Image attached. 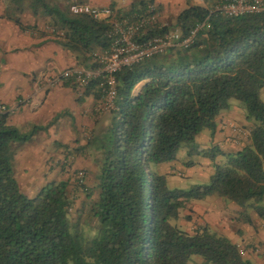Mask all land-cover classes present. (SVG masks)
I'll list each match as a JSON object with an SVG mask.
<instances>
[{
    "label": "trees",
    "instance_id": "obj_1",
    "mask_svg": "<svg viewBox=\"0 0 264 264\" xmlns=\"http://www.w3.org/2000/svg\"><path fill=\"white\" fill-rule=\"evenodd\" d=\"M148 4L131 5L128 14ZM214 4L188 2L173 26L157 23L138 35L142 41L176 30L184 38L198 28L188 48L170 49L115 74L116 110L109 112L113 121L101 142L94 190L79 183L77 171L76 184L59 179L33 197L24 195L15 156L39 128L20 133L9 123L10 112L0 110V264H190L193 256L202 264H250L225 236L204 226L191 233L170 222L192 201L213 195L264 219V12L226 17L213 11ZM27 12L63 33L61 44L81 67L95 68L94 55L110 46L106 20L72 15L58 0H9L5 17L27 30L21 21ZM99 85L93 80L85 93L94 91L100 99ZM231 101L242 105L252 125L250 144L229 154L200 148L196 138L215 133ZM183 147L189 159L211 160L207 184L170 189L167 175L153 169L177 160ZM218 156L223 160L215 162ZM76 193L90 201V240L72 223Z\"/></svg>",
    "mask_w": 264,
    "mask_h": 264
},
{
    "label": "crops",
    "instance_id": "obj_2",
    "mask_svg": "<svg viewBox=\"0 0 264 264\" xmlns=\"http://www.w3.org/2000/svg\"><path fill=\"white\" fill-rule=\"evenodd\" d=\"M59 1L62 6L65 5L63 0ZM80 1L97 7L116 8L127 14L134 3L152 1L157 9V21L161 25L173 24L183 8L181 6L192 3V0ZM6 2L0 0V105L8 109L9 123L20 133L27 134L39 128L30 141L17 149L21 154L26 153L23 167L32 165L29 162L35 153L41 158L37 166L41 168L43 164L46 165L45 170L36 177H26V173L22 175L26 181L25 191L34 192L58 177L61 168L56 163L62 158H68L63 175L75 169L92 170L94 156H100L101 142L110 130L113 116L102 110L101 99L95 97L94 91L86 94L85 89L71 80H63L53 87L42 86L44 79L79 65L77 57L59 40L45 32V19L29 12L23 14L22 24L31 27L27 30H21L7 20L4 16ZM143 85H138L134 94L140 93ZM261 93L264 95V88ZM230 124L241 126L244 134L236 137L230 130ZM251 127L243 107L231 101L229 109L219 115L215 133H202L195 142L202 149L216 147L223 153H235L250 144ZM232 138L237 139L236 142ZM53 157L56 162L46 163L47 158ZM178 159L156 166L158 173L167 175V184L169 179L178 177H196L209 181L213 174L212 162L208 158L192 157L189 160L190 166ZM222 160L218 156L215 162ZM49 168L54 172H49ZM17 174L20 177L15 171L16 180L22 181V177L19 178ZM187 215L190 216L189 220L185 217ZM177 221L179 227L191 233L204 226L209 232L223 235L239 248L243 258L250 264H264V219L252 208H242L232 201L213 195L201 201H192L180 212ZM202 263L203 260L198 257L192 264Z\"/></svg>",
    "mask_w": 264,
    "mask_h": 264
},
{
    "label": "built area",
    "instance_id": "obj_3",
    "mask_svg": "<svg viewBox=\"0 0 264 264\" xmlns=\"http://www.w3.org/2000/svg\"><path fill=\"white\" fill-rule=\"evenodd\" d=\"M202 1V0H199ZM67 10L72 15H87L94 20H106L110 25L107 36L110 40L108 49L94 55L96 66L87 69L79 65L71 66L60 74L46 78L43 87H53L63 80H71L81 89H85L93 80H100L102 110H116V80L115 74L121 69L130 67L144 59L165 54L170 49L188 48L194 42L197 29L188 36L181 38L176 30H171L161 36H153L140 41L138 35L142 31L156 28L157 14L153 4H148L140 13L127 14L111 7H97L80 0H66ZM214 12L226 17H238L264 12V0H215ZM45 32L61 41L62 32L47 26ZM0 110L8 109L0 105ZM230 130L236 137L244 134L241 126L230 124ZM237 139H233L236 142ZM79 183L84 181V173L77 172Z\"/></svg>",
    "mask_w": 264,
    "mask_h": 264
},
{
    "label": "rangeland",
    "instance_id": "obj_4",
    "mask_svg": "<svg viewBox=\"0 0 264 264\" xmlns=\"http://www.w3.org/2000/svg\"><path fill=\"white\" fill-rule=\"evenodd\" d=\"M8 2H9V0H7V2L5 3V11H6ZM58 2H61V1L58 0ZM137 3L138 2H136L134 4H137ZM192 3L193 4H203V0L202 1L192 0ZM63 4H65L63 7H66L67 8V2H66V0H63ZM181 7H184V6H181ZM5 15L6 14L4 12V16ZM173 24H170V26H173ZM44 26H45L44 27V30H45V28L48 26L47 23H45ZM260 98L264 102V95L262 93L260 95ZM236 103H238V102H236ZM238 104H240V103H238ZM18 153H19V155H18ZM24 155L26 156V153L21 154L20 152L17 151L16 152V156H15L16 165L14 163V172L15 171L18 172L20 174V177H22L21 179H23V176H22L23 173H26L25 174V176L27 175L26 177H32L33 178V177H36L42 170L43 171L45 170L46 165L43 164V167H41V168H39V166H37V163L41 160V158H39L38 156H36V153L32 157L31 162H29L32 165L29 166V167H27V166L26 167H23L24 164H25V162H26ZM177 157L179 158L178 159L179 161L187 162V161L190 160L186 156V149H185V147L181 148L178 151ZM98 161H99V156L98 157L94 156V162H93V168H92V170H90V171L89 170L88 171L80 170V171H82L84 173V181H83V183H85V185L90 190H94V187L96 185V179L95 178H96V175H97L98 170H99V167H100L99 166V163H101V162H98ZM51 162H56V160H55L54 157L51 158V159L50 158H47L46 163H51ZM66 163H68V158H66V160H64V158H62L61 160H58L57 161L56 166H58L59 168H61V171H60V174H58V177L55 178V179H53V181L59 180V179H67V180H70V182L72 184H76L75 183L76 182V179H75V177H73V175H75V172H77V169H75L74 171L71 170L69 173H67V175H63L64 172L66 171V168H67ZM153 169L154 170H157L156 169V166H154ZM49 172H52L53 173L54 170L49 168ZM17 176H18V174H17ZM25 176H24V178H25ZM24 180L25 179H23L22 181H17V182H20V184H19L20 191L24 195H26L27 197H33V196H35L36 193L39 190L38 191H34V192L33 191L26 192L25 191V182L26 181H24ZM207 183H208V180H203L202 178L199 179V178H196V177L195 178L194 177H191V178L187 179V178H180V177H178V178H171V179H169L168 180V187L170 189H183V190H187V189H190L191 187H193L195 185L207 184ZM76 195L78 196V201H77L75 207L72 210V220H73L72 223H73V225H76V227H75L76 228V231H78V232L81 231L83 235H85L87 233V235L84 236V237L86 239L90 240L91 238L94 237V234H95L94 231L88 229V225H91L92 226V219L90 218L89 213H88V209L90 208V205H89V202L90 201L87 200V197H86V195L84 193H76ZM95 197H96V195L94 193L92 195V198L90 200H94ZM79 210H82V211H79ZM77 211L80 212V214L76 213ZM170 222L173 225H178V221L177 220H171ZM196 260H198V257L197 256H193L191 258V260H190V264H192L193 261H196Z\"/></svg>",
    "mask_w": 264,
    "mask_h": 264
}]
</instances>
